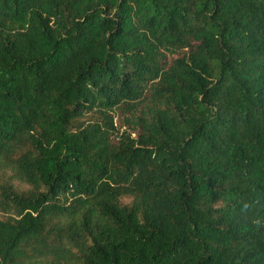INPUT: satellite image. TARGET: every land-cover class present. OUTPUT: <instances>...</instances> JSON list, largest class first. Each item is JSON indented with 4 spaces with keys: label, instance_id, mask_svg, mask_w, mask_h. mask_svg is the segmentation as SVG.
I'll list each match as a JSON object with an SVG mask.
<instances>
[{
    "label": "trees",
    "instance_id": "obj_1",
    "mask_svg": "<svg viewBox=\"0 0 264 264\" xmlns=\"http://www.w3.org/2000/svg\"><path fill=\"white\" fill-rule=\"evenodd\" d=\"M254 219L264 0H0V264H264Z\"/></svg>",
    "mask_w": 264,
    "mask_h": 264
},
{
    "label": "clouds",
    "instance_id": "obj_2",
    "mask_svg": "<svg viewBox=\"0 0 264 264\" xmlns=\"http://www.w3.org/2000/svg\"><path fill=\"white\" fill-rule=\"evenodd\" d=\"M257 201L254 200H242L239 205V213L243 216H251L254 213ZM254 223L260 225L262 222L259 219H254Z\"/></svg>",
    "mask_w": 264,
    "mask_h": 264
},
{
    "label": "rangeland",
    "instance_id": "obj_3",
    "mask_svg": "<svg viewBox=\"0 0 264 264\" xmlns=\"http://www.w3.org/2000/svg\"><path fill=\"white\" fill-rule=\"evenodd\" d=\"M125 201H127V202H128V200H125Z\"/></svg>",
    "mask_w": 264,
    "mask_h": 264
}]
</instances>
